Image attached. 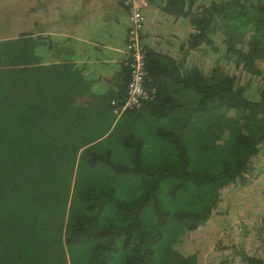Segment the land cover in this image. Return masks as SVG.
Returning a JSON list of instances; mask_svg holds the SVG:
<instances>
[{
	"label": "trees",
	"instance_id": "obj_1",
	"mask_svg": "<svg viewBox=\"0 0 264 264\" xmlns=\"http://www.w3.org/2000/svg\"><path fill=\"white\" fill-rule=\"evenodd\" d=\"M147 1L171 22L142 32L151 93L120 115L128 66L101 105L77 98L75 68L40 64L33 37L0 39V264H201L187 234L254 176L264 0ZM234 253L205 264H264V248Z\"/></svg>",
	"mask_w": 264,
	"mask_h": 264
},
{
	"label": "crops",
	"instance_id": "obj_2",
	"mask_svg": "<svg viewBox=\"0 0 264 264\" xmlns=\"http://www.w3.org/2000/svg\"><path fill=\"white\" fill-rule=\"evenodd\" d=\"M138 1L146 19L145 36L171 22L170 17L152 19V5L147 0ZM21 5L22 34L37 40L40 64L54 70L63 65L75 68V78L87 86L77 98H103L101 105L106 103L121 86L129 25L125 0H22ZM19 10L8 5V12ZM14 37L6 34L5 38Z\"/></svg>",
	"mask_w": 264,
	"mask_h": 264
},
{
	"label": "rangeland",
	"instance_id": "obj_3",
	"mask_svg": "<svg viewBox=\"0 0 264 264\" xmlns=\"http://www.w3.org/2000/svg\"><path fill=\"white\" fill-rule=\"evenodd\" d=\"M21 4L22 0H0V38H5L6 34L9 36L22 34ZM8 5L10 8L17 7V10L19 8L20 10L8 12ZM197 55L194 54L193 62L202 65L204 70L209 69L213 64L212 60L208 57L203 60L202 55L201 57ZM250 91L248 94L250 97L257 94L256 87L252 86ZM254 164L256 167L252 174L254 176L244 185H232L222 189L214 214L206 225L187 234L188 240L185 243L187 249L194 251L200 246L203 250L206 249V254L200 255L201 264L208 261L217 263L221 257H229L232 260L234 250L242 247L249 254L261 252L264 248V230L259 232V227L262 221L264 222V151L258 154ZM205 245L210 246L205 248ZM209 253L213 255L210 257ZM225 254L227 255L224 256ZM237 258L238 255L235 259Z\"/></svg>",
	"mask_w": 264,
	"mask_h": 264
},
{
	"label": "built area",
	"instance_id": "obj_4",
	"mask_svg": "<svg viewBox=\"0 0 264 264\" xmlns=\"http://www.w3.org/2000/svg\"><path fill=\"white\" fill-rule=\"evenodd\" d=\"M130 3L128 13V31L124 50V65L129 68V81L126 86V94L121 105L117 106L115 100L112 104L117 115L123 110L134 108L141 104V101L148 99L151 91L144 86L146 76L145 56L146 49L143 46L141 35L144 26L142 7L137 0H125Z\"/></svg>",
	"mask_w": 264,
	"mask_h": 264
}]
</instances>
